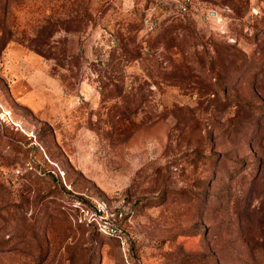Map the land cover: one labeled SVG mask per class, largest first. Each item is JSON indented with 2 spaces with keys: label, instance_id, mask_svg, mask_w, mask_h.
I'll return each instance as SVG.
<instances>
[{
  "label": "rangeland",
  "instance_id": "1",
  "mask_svg": "<svg viewBox=\"0 0 264 264\" xmlns=\"http://www.w3.org/2000/svg\"><path fill=\"white\" fill-rule=\"evenodd\" d=\"M0 264H264V0H0Z\"/></svg>",
  "mask_w": 264,
  "mask_h": 264
},
{
  "label": "built area",
  "instance_id": "2",
  "mask_svg": "<svg viewBox=\"0 0 264 264\" xmlns=\"http://www.w3.org/2000/svg\"><path fill=\"white\" fill-rule=\"evenodd\" d=\"M99 212H100V209H98L97 211H94V215H98L97 213H99ZM103 227L105 229H107L108 232H114L115 231V227H113V225H110L106 222L103 223Z\"/></svg>",
  "mask_w": 264,
  "mask_h": 264
}]
</instances>
